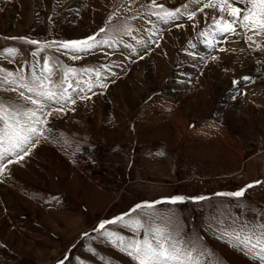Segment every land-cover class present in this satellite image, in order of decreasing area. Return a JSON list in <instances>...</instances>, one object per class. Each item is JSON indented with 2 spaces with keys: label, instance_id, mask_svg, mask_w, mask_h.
Instances as JSON below:
<instances>
[{
  "label": "rangeland",
  "instance_id": "obj_1",
  "mask_svg": "<svg viewBox=\"0 0 264 264\" xmlns=\"http://www.w3.org/2000/svg\"><path fill=\"white\" fill-rule=\"evenodd\" d=\"M208 2L157 0L181 9L165 22L152 0H0V52L18 50L0 55V69L29 79L33 64L78 70L65 85L75 103L49 102L27 155L0 159V264H138L101 232L143 239V229L96 231L124 213L196 240L211 253L204 264H259L222 231L264 222V36L220 33ZM89 36L107 43L60 46ZM249 184L243 197L216 195Z\"/></svg>",
  "mask_w": 264,
  "mask_h": 264
},
{
  "label": "snow or ice",
  "instance_id": "obj_2",
  "mask_svg": "<svg viewBox=\"0 0 264 264\" xmlns=\"http://www.w3.org/2000/svg\"><path fill=\"white\" fill-rule=\"evenodd\" d=\"M191 2L199 3L200 0H191ZM152 5L160 9V11L153 14L165 20V22L179 19L180 8L174 10L166 9L163 4H157V0H152ZM236 5H241L242 7H237ZM182 7L185 11L188 10L187 4ZM204 8H212L219 12V19L215 17L213 19L218 31L222 34L235 33L237 28H241L245 32L251 31L253 35L264 36V0H209L208 3L204 4ZM200 11L202 12L203 8ZM195 15L196 12L191 11L188 13V18L193 19ZM225 15L230 17V19H225ZM104 30L103 28L100 29L101 32ZM205 34L202 33V35ZM253 35L247 36V39L252 41ZM19 39L24 38L21 37ZM27 43L39 44L35 40L27 41ZM99 43H107V40L97 41L95 36H89L83 40L61 42L60 46L64 49L81 52L92 49ZM45 46H51V44ZM4 53L9 56H15L18 54V50L7 48L0 52V55ZM36 54L33 53V56ZM72 58L78 59L79 57L73 56ZM57 70L61 73L60 78L58 81H53L51 77L56 75ZM77 71L75 68L61 67L59 65L50 67L45 62L39 72H37L36 65H32V74L29 79L25 77L23 68L15 72L0 69V88L5 92L16 93L18 99L23 101L20 104L10 98L6 99L0 96V159H3L9 153L24 152L25 147L32 144L33 137L44 134L42 126L47 121L42 117L51 114L50 112H45L49 102L59 104L71 100L72 103H75V100L71 99L68 87H71L69 83L70 77L77 74ZM97 75H99L98 72ZM66 84L68 87H65ZM77 87H79V82H77ZM54 111H63V109H54ZM24 154L27 155V152H24ZM8 162L12 163L11 160ZM0 167H6V165ZM255 183L259 184L261 182L256 181ZM253 186V184H249L237 191L222 192L216 195L240 198L244 196L248 188ZM185 199L183 196H174L169 198V202H183ZM194 199L203 200L206 197L200 196ZM154 203H160V201L137 204L131 212L135 213L138 209L141 211L151 209ZM237 206L242 207L240 204ZM249 210L251 211L252 209ZM144 215L147 217V221L142 222L139 218L133 217L131 213H124L112 220L102 221L96 231L101 232V230H105L106 225L117 223L131 228L135 233H139L143 229L145 233L143 239L126 238L117 232H101L113 244L133 256L138 264H204L205 258L211 256L209 251L197 245L196 240H185L179 233L174 236L166 227L150 223L151 217L147 213H144ZM259 215L264 216V213ZM222 235L229 238L230 241H234V246L247 250L252 255L253 260L258 261L259 264H264V222L242 220L237 223L234 219L231 224V231L224 229ZM209 264H216V262L209 261Z\"/></svg>",
  "mask_w": 264,
  "mask_h": 264
},
{
  "label": "bare ground",
  "instance_id": "obj_3",
  "mask_svg": "<svg viewBox=\"0 0 264 264\" xmlns=\"http://www.w3.org/2000/svg\"><path fill=\"white\" fill-rule=\"evenodd\" d=\"M237 7H241V5H236ZM253 35V34H252ZM253 37H254V35H253ZM237 56V55H236ZM238 59H239V57H238ZM149 63V62H148ZM139 68V67H138ZM221 68H224L223 66H221ZM143 69L145 70V67H141L140 68V73H142V71H143ZM223 71H224V69H223ZM138 73H139V69H138ZM236 258H233V261H235V262H237L236 260H235Z\"/></svg>",
  "mask_w": 264,
  "mask_h": 264
}]
</instances>
